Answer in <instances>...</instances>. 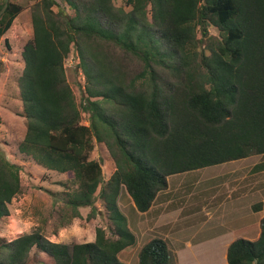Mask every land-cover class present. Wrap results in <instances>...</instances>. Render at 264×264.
I'll return each mask as SVG.
<instances>
[{"label":"trees","instance_id":"obj_1","mask_svg":"<svg viewBox=\"0 0 264 264\" xmlns=\"http://www.w3.org/2000/svg\"><path fill=\"white\" fill-rule=\"evenodd\" d=\"M115 1L61 0L73 14L58 0L32 7L19 81L27 130L18 146L38 166L73 176L60 227L83 219L82 208L91 209L88 222L100 216L97 197L113 227H98L84 244L55 243L40 231L1 239L0 264H28L34 249L44 254L40 264H125L120 254L137 238L119 207L123 190L146 213L169 176L264 157V0H129L128 12ZM22 11L0 7V41ZM73 46L86 80L81 105L66 76ZM95 143L116 166L107 182L91 159ZM21 172L0 149V220L22 193ZM227 261L264 264V218L259 239L234 241ZM138 264L178 262L155 238Z\"/></svg>","mask_w":264,"mask_h":264},{"label":"rangeland","instance_id":"obj_2","mask_svg":"<svg viewBox=\"0 0 264 264\" xmlns=\"http://www.w3.org/2000/svg\"><path fill=\"white\" fill-rule=\"evenodd\" d=\"M39 1L0 0V7L5 6L7 2L23 6L22 13L0 41V62L2 63V70L0 71V149L10 161L22 167V193L9 206L10 216L0 220V240L9 242L25 234L40 231L47 239L55 243L68 245L90 243L95 241L98 227L105 228L108 233L113 227L99 197H97L96 207L100 216L96 217L95 220L88 222L86 217L91 209L82 208L80 211L83 219H76L69 226L60 227L66 221L68 214L71 213L70 207L67 205L66 195L76 189V186L70 181L73 176L48 171L38 166L32 159L20 154L18 150L27 130L19 86L20 78L25 69L22 53L27 42L33 38L32 7ZM58 2L67 9L69 14H73L66 4L61 0ZM128 2L129 0H116L115 5L128 12L131 10ZM55 10L57 11V9ZM210 33L217 36L219 32L212 27ZM199 38H201V34ZM5 40H8L7 45ZM65 67L67 80L74 91L77 103L81 105L84 103L86 80L80 68L78 52L74 46L65 62ZM134 67L137 69L136 66ZM82 120L84 125H89L87 113L83 112ZM91 159L101 162L105 182H107L115 172L116 166L106 146L95 143ZM255 162L262 164L264 157L256 156ZM222 171H226L225 175L229 174L226 167L219 165L204 169L202 172L199 171L200 183H202L200 187L203 189L197 195L214 197L212 200L209 197L206 201L211 200L215 205H226L227 194L230 193V189L223 184H216L225 181V178H222L224 174ZM211 179L216 180L210 181ZM206 186L209 190L204 191ZM120 199H123V196H120ZM124 205L127 208L125 214L127 217V213L130 215L129 204L125 202ZM223 211L224 208L216 213L221 214ZM134 250L137 249H129L128 251ZM212 250L219 251L218 249H210L209 251ZM42 256H44L42 252L34 249L28 264H40L38 258ZM136 259L138 263V254ZM206 259L207 264H213L208 258ZM217 260L219 261L220 258L218 257ZM201 264H206L205 260H201Z\"/></svg>","mask_w":264,"mask_h":264},{"label":"crops","instance_id":"obj_3","mask_svg":"<svg viewBox=\"0 0 264 264\" xmlns=\"http://www.w3.org/2000/svg\"><path fill=\"white\" fill-rule=\"evenodd\" d=\"M255 160L256 156H253L219 165L226 167L229 173L225 175L226 171H222L225 181L216 183L230 189L226 205H215L211 201L214 199L212 196L197 195L203 189L200 187L199 171L210 167L169 176L168 188L157 195L146 213L139 212L129 194L123 190L119 207L126 214L124 203L129 204L130 215L127 213V219L137 238V244L130 249L137 250L123 251L121 261L138 264L136 256L143 246L160 238L176 255L178 264H201V260L207 264L206 258L213 264H228V249L234 241H256L261 234L264 170L255 171L261 165ZM207 188L204 191L209 190ZM209 197L211 200L206 201ZM223 208L221 214L216 213Z\"/></svg>","mask_w":264,"mask_h":264}]
</instances>
